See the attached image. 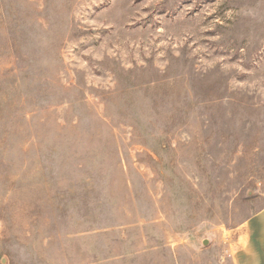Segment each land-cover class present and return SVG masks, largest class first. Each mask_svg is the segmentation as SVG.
<instances>
[{
	"label": "rangeland",
	"instance_id": "1",
	"mask_svg": "<svg viewBox=\"0 0 264 264\" xmlns=\"http://www.w3.org/2000/svg\"><path fill=\"white\" fill-rule=\"evenodd\" d=\"M263 210L264 0H0V264H243Z\"/></svg>",
	"mask_w": 264,
	"mask_h": 264
},
{
	"label": "crops",
	"instance_id": "2",
	"mask_svg": "<svg viewBox=\"0 0 264 264\" xmlns=\"http://www.w3.org/2000/svg\"><path fill=\"white\" fill-rule=\"evenodd\" d=\"M246 245L242 246L243 264H264V210L250 224ZM246 251L247 256H244Z\"/></svg>",
	"mask_w": 264,
	"mask_h": 264
}]
</instances>
